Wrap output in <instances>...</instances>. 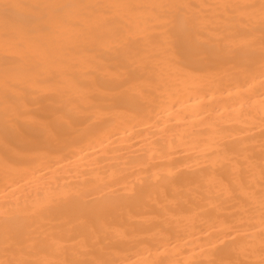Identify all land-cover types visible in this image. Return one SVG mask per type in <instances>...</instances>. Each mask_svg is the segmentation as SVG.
Masks as SVG:
<instances>
[{
  "label": "bare ground",
  "instance_id": "1",
  "mask_svg": "<svg viewBox=\"0 0 264 264\" xmlns=\"http://www.w3.org/2000/svg\"><path fill=\"white\" fill-rule=\"evenodd\" d=\"M261 4L0 0V262L264 264Z\"/></svg>",
  "mask_w": 264,
  "mask_h": 264
},
{
  "label": "snow or ice",
  "instance_id": "2",
  "mask_svg": "<svg viewBox=\"0 0 264 264\" xmlns=\"http://www.w3.org/2000/svg\"><path fill=\"white\" fill-rule=\"evenodd\" d=\"M2 6L5 12L20 7H25L29 9L31 14L27 17V19L29 20V22L34 23V26L38 30L46 29L49 25V22L67 21L68 20L67 13L70 9H74L78 7H93L97 10H102L105 7H107L104 5H89V6L71 5V4L59 3V2H42L39 4H31V5H23V6L19 4L4 3ZM129 7H135V6L130 5ZM151 7L159 16L172 15L173 18L181 25H185L188 22V18L184 14V12L187 8H189V5L162 3V4L152 5ZM225 7H229V6L225 5ZM260 12H261V26H262L261 30L262 32H264V0H262ZM97 19H100V17H97ZM195 38L196 37L194 35V39ZM225 43L226 45L230 46L232 41L227 40ZM16 46L23 47V41H18ZM262 54H264V52H262ZM3 59L5 64H9L15 62L17 60V56L9 55L5 53ZM0 264H32V262L25 260H9L7 262H0ZM69 264H104V262L85 260V261H73V262H69ZM197 264H225V262L218 261L216 259H208L207 261L204 262H197ZM228 264H236V262L231 261L228 262Z\"/></svg>",
  "mask_w": 264,
  "mask_h": 264
}]
</instances>
